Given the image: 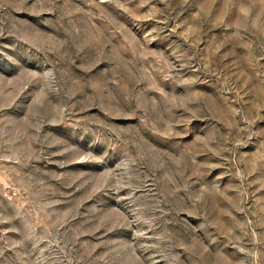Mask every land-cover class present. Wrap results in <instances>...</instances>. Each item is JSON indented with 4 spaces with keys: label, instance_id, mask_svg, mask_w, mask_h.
Returning <instances> with one entry per match:
<instances>
[{
    "label": "rangeland",
    "instance_id": "374dc122",
    "mask_svg": "<svg viewBox=\"0 0 264 264\" xmlns=\"http://www.w3.org/2000/svg\"><path fill=\"white\" fill-rule=\"evenodd\" d=\"M0 264H264V0H0Z\"/></svg>",
    "mask_w": 264,
    "mask_h": 264
}]
</instances>
